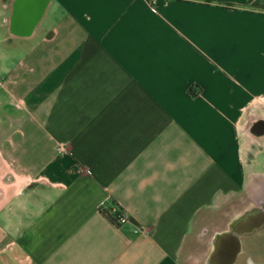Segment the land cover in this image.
<instances>
[{"label": "crops", "instance_id": "obj_1", "mask_svg": "<svg viewBox=\"0 0 264 264\" xmlns=\"http://www.w3.org/2000/svg\"><path fill=\"white\" fill-rule=\"evenodd\" d=\"M255 208L264 0H0V264H225Z\"/></svg>", "mask_w": 264, "mask_h": 264}, {"label": "flooded vegetation", "instance_id": "obj_2", "mask_svg": "<svg viewBox=\"0 0 264 264\" xmlns=\"http://www.w3.org/2000/svg\"><path fill=\"white\" fill-rule=\"evenodd\" d=\"M246 225H248L246 228L238 226L234 230V232L240 234V241H248L246 245L241 246L238 259L243 257V264H264V211L254 210ZM256 256L260 258L257 261L254 259Z\"/></svg>", "mask_w": 264, "mask_h": 264}, {"label": "water", "instance_id": "obj_3", "mask_svg": "<svg viewBox=\"0 0 264 264\" xmlns=\"http://www.w3.org/2000/svg\"><path fill=\"white\" fill-rule=\"evenodd\" d=\"M236 235V236H235ZM231 239V244L229 245V251L226 255L225 264H235L238 255L241 252L240 244V234H235Z\"/></svg>", "mask_w": 264, "mask_h": 264}, {"label": "trees", "instance_id": "obj_4", "mask_svg": "<svg viewBox=\"0 0 264 264\" xmlns=\"http://www.w3.org/2000/svg\"><path fill=\"white\" fill-rule=\"evenodd\" d=\"M115 206L116 207V212H111V207ZM102 212L104 213V215L114 224L115 223V218L117 215H119L121 213V208L115 203V202H111V206H105L101 208Z\"/></svg>", "mask_w": 264, "mask_h": 264}, {"label": "built area", "instance_id": "obj_5", "mask_svg": "<svg viewBox=\"0 0 264 264\" xmlns=\"http://www.w3.org/2000/svg\"><path fill=\"white\" fill-rule=\"evenodd\" d=\"M76 171L77 172H82V167L81 166H77L76 167ZM115 220L116 221H115L114 225L116 227H120V226L124 225L128 221V218L125 215L119 214V215L116 216Z\"/></svg>", "mask_w": 264, "mask_h": 264}, {"label": "rangeland", "instance_id": "obj_6", "mask_svg": "<svg viewBox=\"0 0 264 264\" xmlns=\"http://www.w3.org/2000/svg\"><path fill=\"white\" fill-rule=\"evenodd\" d=\"M254 259L257 261V260H259L260 258L256 256ZM243 262H244L243 257H239L237 264H243Z\"/></svg>", "mask_w": 264, "mask_h": 264}]
</instances>
